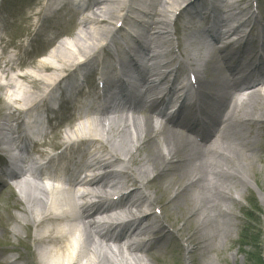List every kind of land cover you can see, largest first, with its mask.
Masks as SVG:
<instances>
[{"label":"bare ground","instance_id":"1","mask_svg":"<svg viewBox=\"0 0 264 264\" xmlns=\"http://www.w3.org/2000/svg\"><path fill=\"white\" fill-rule=\"evenodd\" d=\"M46 1V6L41 5L40 0L13 2L19 6L25 3V9L27 4L32 7L20 11L26 21L29 22L33 18L42 22L33 42L42 41L45 45L42 48L54 46L57 35L61 33L55 23L62 18L77 19L81 30L68 41H58V46L48 53L47 58L37 62L35 67L37 74L23 73L17 78L12 75V78L10 73L15 70L14 62L9 61L4 66L0 65V88L6 87L9 90L6 102L23 105L22 108H14L1 126L2 145L10 144L8 136L13 130L11 123L9 128L7 127V121L24 118L31 110L29 99L37 90L35 85L45 84L44 90L48 89L47 95L46 93L38 95L40 97L37 105L42 104L39 102H46L45 97L50 94L52 98H56L73 90L78 93L85 91L84 89L91 86L96 87L110 103H115L114 92L107 91L108 84L102 85L97 79L92 78L99 71L101 76L104 74L105 78H109L116 68L114 59L120 52L126 59L128 58L127 63L132 64L130 68L138 67L133 60L137 53L142 56L141 50L136 48L134 51V45L138 44L137 38L146 46L149 45L142 51L150 60L158 61L165 56L173 57L175 50L170 48L164 50L163 47L170 44L169 39L174 30L175 35L182 31L188 33L186 28L181 26L179 28L176 23L168 22L170 16H174L177 11L184 13L192 10L191 14L202 18L205 28L192 29L191 32L202 34L209 43L214 44V49L211 53L208 51V56L204 58L203 52L207 51L205 39L196 40L197 36L191 37V33L188 34L187 44L179 39L178 51L187 57L186 66L192 68L197 75L193 80L195 84L189 86L191 79L188 72L183 73L180 67L170 69L167 66L168 62L164 64L158 62L150 71L148 70L147 76L151 80L143 97H146L148 92L159 95L160 90L164 88V95L158 98L160 99L158 105L164 107L162 110L150 105L148 101L141 100L142 104L127 105L126 110L119 108L117 112H112L110 115L113 117L104 118L107 113L100 110L90 119L87 116L88 112H85L84 118L90 120L89 124L79 123L77 128L72 130V134L64 138L66 144H71L73 139H77L74 141L78 144L77 159H81L82 162L74 165L76 170L73 175L82 177L84 173L92 172L89 174L90 179L87 177L88 179L80 180L76 185L85 189L81 195L77 194L78 190L73 189L72 195L68 194L67 198H61L60 194H64L60 191L42 190L35 181L28 178L16 182L21 192L24 191L25 200L32 198V203H35L34 208L21 203L22 211L28 215L25 221L32 222L26 223L25 226L30 227L34 224L39 229L42 225H48L36 238L38 242H42L37 263L149 264L148 254L156 249L159 241L146 238L144 244L137 245L125 243V239L129 233L134 237L156 234L164 230L167 231L164 236L172 234L163 222L167 205L163 204L161 198L149 192L154 186L151 178L154 176L160 179L162 175L171 174V177L179 175V179H183L190 169L192 182L183 183L185 185L176 189L173 202L179 205L178 208H183L189 202L188 197L192 194L194 198L197 194L196 203L188 208L190 216L185 219L189 228L191 225L195 226L193 233L187 235L189 244L186 245V249H191L190 244L197 238L200 239V247L204 246L207 240L204 229L213 225L212 222L215 223L216 229L223 226V220L220 221L223 213L235 216L234 212L227 208V202L234 203L238 200L234 197L232 184L233 180L243 178L241 169L244 167L247 172H251L257 161L264 164L262 161L264 156H260L262 151L258 147L261 131L259 124L264 121V8L261 10L257 0ZM6 2L0 0V10L7 13L6 18L1 20L0 27L4 26L10 19L8 16L12 14L11 10L3 8ZM217 2H222L223 10L216 6ZM255 4L256 11L261 13V20L259 13L253 9ZM55 6L57 8L54 10ZM75 6L83 8L75 9ZM136 15L139 19L134 18ZM112 20H116L117 24L132 20L130 22L132 27L135 26V29L147 35L149 40L143 34L135 38L129 33L127 38L123 36L120 40H111L119 27L113 30L114 27L102 25L110 24ZM234 21L237 23H233ZM247 28L249 30L243 33ZM50 32H55V35H51L54 38L50 39ZM101 40L104 43L99 47ZM107 40L109 42L105 43ZM77 57L79 58L76 59ZM69 67L73 68L71 72L66 73ZM121 67L127 73L136 71L130 70L127 64L126 68L124 64ZM79 70L84 72L79 74ZM62 73L67 74L63 79ZM195 73H191L190 77ZM169 75H175L172 82L166 81ZM77 76H80L81 85L77 84L79 80L71 82ZM28 82L31 84L30 89L24 86V83ZM16 87L21 91H16ZM42 92L43 90L40 93ZM178 93L182 96L178 111L185 109V117L177 119V113H174L170 119H177L176 121L167 120L156 125L151 116H144L145 113H142L147 109L158 118H165L166 108L172 104ZM190 100L196 102L192 103ZM58 101H63V98L56 100V104ZM198 103L212 106L213 109L219 104L215 113L214 130L202 137L200 147H196L195 143L180 131L194 130L193 119L189 116L195 112ZM119 113L122 115H118ZM200 113L207 114L203 111ZM80 115L82 117V113ZM114 127L117 129L116 134ZM89 147L94 151L88 154L86 149ZM150 147L152 154L148 150ZM195 149L198 152H195ZM142 151H147L148 155L143 157ZM118 166H123L126 171H116L115 167ZM19 177V174L13 175L12 180L16 181ZM130 185L134 190L126 189ZM122 189L125 191L122 196L111 204L106 203L107 194ZM27 190L37 193V197H30L32 194L27 193ZM262 193L264 204L263 190ZM116 195H112V198ZM28 203H31V200ZM156 206L158 211L142 213L145 208ZM207 209H211L215 214L213 219L206 214ZM110 212L115 215L114 219L110 220L114 222L96 219ZM53 214L55 216L52 217ZM229 224L226 222V225ZM236 226L237 224L231 223L229 227ZM220 228L223 230V227ZM114 231H119L120 235L115 237ZM226 231L229 242L232 231L228 228ZM181 233L178 231L177 235ZM18 235L20 234L16 233L17 238ZM149 241H153L150 246ZM11 260L13 261L9 264H16L14 257Z\"/></svg>","mask_w":264,"mask_h":264},{"label":"rangeland","instance_id":"2","mask_svg":"<svg viewBox=\"0 0 264 264\" xmlns=\"http://www.w3.org/2000/svg\"><path fill=\"white\" fill-rule=\"evenodd\" d=\"M259 3L262 10L264 8V0H259ZM12 4L14 3L12 2ZM13 8V10L15 11V15L14 17L12 16L11 22H14L15 24H12V28L8 30L9 33L7 36V41L15 49L19 48L21 44L23 46H26L28 42L26 39L31 37L28 35L34 29L33 27L36 24V21L33 19L32 21L30 20L28 22L23 18L21 12L26 10L24 7L21 8L20 6L18 7L16 5ZM29 8H31V6L28 5V9ZM243 8H245V6ZM253 9L254 11H256L257 8L255 5L253 6ZM19 12L20 14H18ZM135 17L139 18V16L137 15ZM180 19H182V17L180 16V11H177L174 16H170L168 22L172 24L176 23L180 28V26H184L185 24L181 23ZM261 19V13H259V20ZM131 21L132 20H130V22ZM127 22L125 21V25L123 23L122 30L120 29V27L118 28V26H120L122 23L118 25L116 20H112L110 24L103 23L102 27L111 26V28L114 27L113 30L118 28V30L115 31L117 33H115L114 40H117L119 37L122 38L123 36L127 38V33L123 32L124 28L130 29L131 27L132 29V23H130L129 21ZM233 23L236 24L237 22L234 21ZM55 24H57V29H59V32H61H58L59 36L57 35L55 39V45L49 48L45 47L40 49L39 45H36L35 48H33L32 53L27 54L26 58H23L24 54H22V56H18L16 62L21 64L24 62L25 64H23L25 68L19 70V73L16 72L18 75H22L23 73L32 74L33 72V75L37 74L35 71V67L38 64L36 63L37 58H39L38 56L44 53H51L55 46H58L60 41L73 38L78 32H80L81 29V26L78 24L77 19L73 18L65 20L63 18V20H58ZM197 26L199 27L201 26V24H198ZM203 28H205V25L203 26ZM248 30L249 28L244 29L243 33L247 32ZM190 33L191 37L192 35L195 37L197 36L196 40L197 38H199L200 41L205 39L202 34H195L194 32V34H192L191 31L188 33L182 31L181 33H179L177 38H180L182 42L187 44L189 42L188 34ZM103 42L104 41L101 40L99 46ZM170 45L175 49V41H172ZM21 51H23V48ZM67 54L65 55L67 56ZM75 57L76 56L74 55L73 58ZM78 58L79 57H77L76 59ZM174 58L176 60L174 65H181V69L184 70L183 65L181 64L183 63V61L181 62L180 60L181 56L175 55ZM74 63L75 62L73 61V65ZM170 67L172 68V66ZM72 68L73 67L67 68L68 71H66V73L71 72ZM11 74L12 72L10 73V77H12ZM24 86L30 89L31 84L29 82L24 83ZM35 86L37 90L33 92V97L29 99V106L37 98L41 90H44L46 85L38 84ZM16 89L19 92L21 91L19 90V88ZM7 92L8 90L6 87L0 88V127L9 118V114L14 111V108L23 107L22 103L18 105H12L11 103L6 102ZM67 112L68 113H65V111L61 112L62 114H64L63 121L60 123L61 127L58 128L53 137L48 140V142L46 143V147L41 150L42 153H45L48 150V154L49 152L60 148L61 145L65 142L64 138L66 137V135L72 134V130L77 128V125H79V123H86L87 125L89 124L88 119L82 118L81 120H78L77 113L76 115L72 116L69 111ZM69 116L72 117L69 118ZM139 116L141 117V115ZM6 124L9 128V121H7ZM259 129L261 131H259L258 147L262 151V153H260V156L263 157L264 121L259 124ZM116 132L117 129L114 127V134H116ZM148 150L150 154H152V147H150ZM195 152H198V150L195 149ZM141 155L143 157L147 156L148 152L142 151ZM262 161L264 163V157L262 158ZM220 162L223 165V160H221ZM241 170V177L243 178L240 180H233L234 183L232 184L234 186V197L238 200L234 203L227 202V208L231 209L234 212L235 216L231 217L223 213L220 219V221L223 220V226H220L223 227V230L220 227L219 229H216L215 223L212 222L213 225H209L208 228L203 230L205 231L207 237L204 246L200 247V239L197 238L193 241L192 244H190L191 249L189 250L186 249V245L189 244L187 242V235L189 233H193L195 226L191 225V228H189L186 224V220L190 216L188 208L192 207L193 204L196 203L197 194L196 196L194 195V198H192L191 194L190 197H188L189 202L186 203L187 206H184L183 208H178L179 205L173 202V198L175 197L177 188L185 185L183 183L192 182V169L189 170V173L186 174L183 179H179V175H174V177H171V174L167 176L162 175L160 179L154 176L151 178L154 181V186L150 188L149 192L156 195L159 199L161 198L163 204L167 205V212L165 213V219H163V222L166 228L171 230L170 232L172 234H167V236H164L167 232L166 230L156 234H147V237L151 238V240L153 239L155 242L159 241V243H157L156 249H153L150 254H148L149 264H264V204L262 201V190L264 192V164H261L260 161H257L254 165V169H252L251 172H247L244 167ZM39 188L47 191V188H44L42 186H39ZM126 189L134 190V187L130 185L126 187ZM122 191H124V189L119 190L117 193ZM27 193L30 194L31 190H27ZM239 193H241V195ZM31 194L32 196L30 197H37V193L32 192ZM113 194L114 193L110 194L109 200H112ZM23 196H25L24 191L23 193H21V191L19 189H16L15 187L2 188V191L0 193V264H9L11 261H13L11 260L13 257L16 259V264H38V253L40 251V246H42V242H38L36 238L38 234H42L44 228H47L48 225H42L39 229L36 228L34 224H31L30 227L25 226L26 223L31 221H25V218H28V215H26V213L22 211L21 203L26 206L29 205L31 206V208H34L33 205H35V203H32V198H29L26 201ZM51 196H53V193L51 194ZM60 196L67 197L68 195L60 194ZM30 200L31 203H28L30 202ZM152 210L158 211L157 206L150 209L145 208L142 213L150 212ZM206 214L212 219L215 215L213 214V211L211 209H207ZM226 222L230 224H237V226L234 228H230V224L226 225ZM147 223L148 221L145 222V224ZM227 228L232 231L229 242L228 237H226L225 234V232H227ZM178 231L179 233H182L177 235ZM16 233L20 234L18 235V238L16 237ZM151 243H153V241H149L148 245L150 246Z\"/></svg>","mask_w":264,"mask_h":264}]
</instances>
